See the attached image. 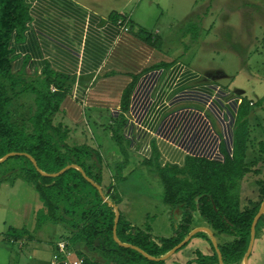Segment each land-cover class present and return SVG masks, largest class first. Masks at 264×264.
<instances>
[{
  "label": "crops",
  "instance_id": "1",
  "mask_svg": "<svg viewBox=\"0 0 264 264\" xmlns=\"http://www.w3.org/2000/svg\"><path fill=\"white\" fill-rule=\"evenodd\" d=\"M25 2L29 19L19 36L11 35L14 70L29 77L40 75L44 70L64 84L67 93L58 113L64 116L59 122L69 129V133L76 128H72V124L85 122L88 128L85 110L89 107L106 111L109 115L108 123L95 122V125L107 130L112 140L115 119L120 115L123 117L118 128L128 159L121 180L134 179L139 169L152 176L147 173L152 167L182 166L187 157L214 162H224L232 157L244 92L223 83L222 78L227 76L221 71L200 70L178 57L173 59L161 53L159 32H149L142 23L132 20V7L139 3L138 0ZM120 23H124L127 30H122ZM140 28L152 34L151 42L137 34ZM124 92L126 101L122 108ZM258 117L259 113L253 114L250 110L249 124L252 118ZM98 143L86 144L97 149L102 159L105 186L114 183L111 167L120 163L123 156L113 143ZM9 176L2 181L3 184L8 183ZM20 177L26 180L17 175L8 184L14 186ZM117 192L119 212L132 225L144 228L142 221H138L151 213L142 207L141 203L145 201L135 190L117 189ZM21 203L24 206L25 202ZM3 205L0 202L1 212ZM161 206L160 217L155 215L154 226H150L154 239L170 237L181 214L180 207L165 203ZM198 216L196 212L193 214L192 230L197 233L205 232L201 228L210 229ZM158 218H162L161 224H157ZM3 221L1 218L0 222ZM9 229L8 234L2 233L7 243L0 242V257L4 264H49L56 243L62 239H68L72 257L81 251L92 260L104 263L83 243L71 244L62 225L42 226L35 236L24 226L11 224ZM15 229H21L22 236ZM211 232L216 243L229 239L226 235ZM194 234L180 257L179 253H172L163 264H175V260H182L181 263L196 260L192 264H198L197 252L212 255L214 249L206 238ZM260 238V243H264V232ZM257 253L252 264H258ZM260 253L263 250L259 256Z\"/></svg>",
  "mask_w": 264,
  "mask_h": 264
},
{
  "label": "trees",
  "instance_id": "2",
  "mask_svg": "<svg viewBox=\"0 0 264 264\" xmlns=\"http://www.w3.org/2000/svg\"><path fill=\"white\" fill-rule=\"evenodd\" d=\"M28 19L25 0H0V159L10 153L18 155L8 158H24L30 167L13 170V175H20L33 183L47 216L67 230L71 244L83 243L104 260V263L94 261L80 251L77 255L83 259L84 264H163V260L148 259L139 251L119 243L137 247L153 258L163 256L183 241L192 230L195 212L214 234L229 237L227 241L217 243L223 264H242L250 240L251 224L260 208L259 201L241 209L238 191L239 180L251 172V163L244 160L248 150V117L253 104L250 105V101L243 97L239 107L232 157L224 162L187 157L182 166L166 165L158 168L164 188L163 202L181 209L179 220L170 237L154 239L149 226L141 228L132 225L120 213L116 227L118 241H115V210L109 203L117 205L119 202L117 184L122 179V170L128 159L118 128L123 117L120 115L115 119L113 127V139L123 160L111 167L114 183L105 187L102 159L97 149L86 143H68L69 129L60 122L54 123V115L59 112L67 93L64 84L44 73V70L33 77L13 71L11 35L15 31L19 36ZM137 34L148 42L153 40L152 34L142 28ZM22 94L33 99L34 107L29 106L26 116H19L12 104ZM125 101L124 92L122 108L125 107ZM16 106L24 107V103ZM257 106L264 110V97ZM27 156L35 160L38 170ZM68 165L80 168L89 181L74 167L66 169L58 176H50ZM259 171L256 169L253 172ZM262 182L257 180L261 198L264 197ZM94 184L101 187L106 201ZM263 225L264 217L261 216L255 224V238ZM194 236L206 238L212 244L205 232H197ZM196 254L198 264L218 263L215 248L210 256L202 257L198 252Z\"/></svg>",
  "mask_w": 264,
  "mask_h": 264
},
{
  "label": "rangeland",
  "instance_id": "3",
  "mask_svg": "<svg viewBox=\"0 0 264 264\" xmlns=\"http://www.w3.org/2000/svg\"><path fill=\"white\" fill-rule=\"evenodd\" d=\"M138 1L139 3L132 7L134 13L132 20L135 23H142L149 32L155 30L159 32L161 53L173 59L178 57L182 62L200 70H215L226 74V78L221 77L223 83L231 88H237L238 91L242 90L245 98L254 106L251 109L252 113H259L258 118L251 119L248 127V150L244 161L251 163V172L246 173L239 180L238 191L241 209L259 201L261 204L264 197L261 198L259 194L257 180L264 183V110L257 106V103L264 97V0ZM136 7L138 9H135ZM20 103H24V107L16 106ZM12 104L15 105L19 116L28 115L29 106L34 107L32 97H27L25 94H22L18 101L13 100ZM85 117L89 129L85 122L78 125L72 124L71 127L76 128L69 133L68 143L92 145L99 141L98 144L113 143L118 147L114 139L109 137L107 130L95 125V122L103 124L109 122L106 111L89 107L85 110ZM97 117L99 120L96 119ZM63 118L64 116L57 112L54 115V123H59ZM63 127L66 126L63 125ZM24 166L29 168L30 164L22 157L7 158L0 163V202L4 204L2 212L0 210V221L3 218L5 223L0 222L1 243H7L3 240L2 233L8 234L11 224L26 227L33 236L39 234L42 226H56V223L47 216L39 194L31 182L20 177L16 179L14 186L8 184L15 180L13 170ZM256 169L260 171L254 173ZM142 171L143 169L137 170L134 179L131 178L126 182L120 180L117 187L119 190H135L139 193L141 200L145 201L141 203L142 207L147 208L151 213L138 222L142 221L144 227H150L154 226L155 215L160 217L158 214L161 212V205L164 204L162 200L164 188L161 180L158 179V168L152 167L147 172L152 176ZM7 176L10 179L5 185L2 181ZM21 202H25L24 206ZM161 221L162 218H158L157 224H161ZM15 230L19 236H22L21 229ZM262 231L264 232V225L254 239L247 264H252L255 254L262 250L263 253H260V256L257 253L258 264H264V243L263 241L260 243ZM165 236H167L166 233ZM207 241L210 243L209 240ZM185 247L182 246L174 253H179L180 257ZM198 254L205 256L200 251ZM75 256L79 257L77 252ZM175 261V264H186L181 263L182 260ZM195 262L197 261L193 260L190 264ZM0 264H4L2 257H0Z\"/></svg>",
  "mask_w": 264,
  "mask_h": 264
},
{
  "label": "water",
  "instance_id": "4",
  "mask_svg": "<svg viewBox=\"0 0 264 264\" xmlns=\"http://www.w3.org/2000/svg\"><path fill=\"white\" fill-rule=\"evenodd\" d=\"M14 155H18V153H10V154H7L5 155L4 157H2L0 159V163L3 162L5 159H7L8 157L10 156H14ZM29 157V156H27ZM30 158V157H29ZM34 167L38 170V167L36 165V162L34 159L30 158ZM70 167H74V168H77L81 171L82 175L89 181V179L86 177V174L80 169L78 168L77 166H74V165H68L66 166L65 168L61 169L60 171H58L57 173H53L51 174L50 176H58L60 174H62L66 169L70 168ZM94 186L99 190V193L100 195L102 196V198L106 201L107 198L104 197V194L102 192V189L99 185H96L94 184ZM109 205H112L114 207V210H115V217H114V225H113V237L115 239V241H118L117 238H116V227H117V222H118V219H119V210L117 208L116 205H113L111 203H109ZM263 216L264 217V198L262 199L261 201V204H260V208H259V211L257 212L256 216L254 217L253 219V222L251 224V229H250V240H249V244H248V247H247V250L245 252V255L243 257V260H242V264H246V261H247V257L252 249V246H253V243H254V239H255V224L256 222L259 220V218ZM202 230H204L210 237L211 239V242L213 244V247L216 249V253L218 255V263L219 264H223V261H222V256L220 254V251L218 250L217 248V243H216V240L214 238V235L212 234L211 230L208 229V228H201ZM195 233L194 230H191L188 235L185 237V239L183 241H181L180 243H178L176 246H174L171 250H169L166 254H164L163 256H160L158 258H153V257H150L149 255H147L146 253H144L143 251H141L139 248L137 247H134V246H131V245H128V244H123V243H119L121 246H129L137 251H139L143 256H145L146 258L148 259H153V260H164L166 259L167 257H169L172 253H174L177 249L181 248L186 242L189 241V239L193 236V234Z\"/></svg>",
  "mask_w": 264,
  "mask_h": 264
},
{
  "label": "built area",
  "instance_id": "5",
  "mask_svg": "<svg viewBox=\"0 0 264 264\" xmlns=\"http://www.w3.org/2000/svg\"><path fill=\"white\" fill-rule=\"evenodd\" d=\"M120 24L122 25V30H127V27L124 25V23ZM14 33L15 31H13L12 34ZM10 42L12 43V40ZM13 71L16 70H14L13 68ZM52 90H54V88H52ZM68 245V239H62L58 241L55 245V251L53 252L49 264H84L83 259L81 257H72L71 251L68 249Z\"/></svg>",
  "mask_w": 264,
  "mask_h": 264
},
{
  "label": "flooded vegetation",
  "instance_id": "6",
  "mask_svg": "<svg viewBox=\"0 0 264 264\" xmlns=\"http://www.w3.org/2000/svg\"><path fill=\"white\" fill-rule=\"evenodd\" d=\"M188 243V242H187ZM212 243V242H211ZM211 246H212V248L214 249V247H213V245L211 244ZM215 251H216V249H215Z\"/></svg>",
  "mask_w": 264,
  "mask_h": 264
}]
</instances>
